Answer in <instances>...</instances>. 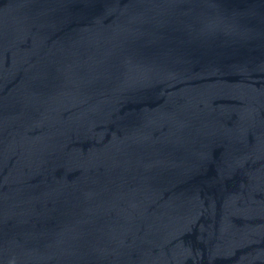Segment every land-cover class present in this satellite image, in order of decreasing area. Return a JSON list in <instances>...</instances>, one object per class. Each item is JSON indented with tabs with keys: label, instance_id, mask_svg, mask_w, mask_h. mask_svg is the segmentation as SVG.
Returning a JSON list of instances; mask_svg holds the SVG:
<instances>
[{
	"label": "water",
	"instance_id": "1",
	"mask_svg": "<svg viewBox=\"0 0 264 264\" xmlns=\"http://www.w3.org/2000/svg\"><path fill=\"white\" fill-rule=\"evenodd\" d=\"M0 264H264V0H0Z\"/></svg>",
	"mask_w": 264,
	"mask_h": 264
}]
</instances>
